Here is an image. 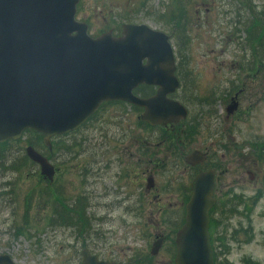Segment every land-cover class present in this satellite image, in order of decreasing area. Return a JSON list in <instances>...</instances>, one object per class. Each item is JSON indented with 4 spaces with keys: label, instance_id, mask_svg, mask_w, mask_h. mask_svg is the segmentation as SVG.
<instances>
[{
    "label": "rangeland",
    "instance_id": "1",
    "mask_svg": "<svg viewBox=\"0 0 264 264\" xmlns=\"http://www.w3.org/2000/svg\"><path fill=\"white\" fill-rule=\"evenodd\" d=\"M162 1L166 11L175 8L176 0H82L77 19L88 24V33L93 37L108 30L117 32L118 27L129 22L169 33L168 26L153 19ZM258 1L261 3L256 5V11L260 13L264 4ZM217 17L214 10L205 14L210 21ZM223 25L221 22V29ZM199 28L200 32L189 31V65L181 73L184 83L175 99L188 102L189 118L183 126L198 125V133L185 150L204 152L211 145L208 164H219L222 146L224 169L231 167L227 176L218 178L215 190L221 203L211 225V238L216 242L214 257L217 264H264V165L258 162L255 166L248 158L260 155L263 144L264 68L256 74L248 72L249 68L243 67L249 66L244 59L249 57L248 51L226 50L224 38L220 47L217 35ZM263 57L264 51L260 62ZM243 84L247 86L246 94L239 98L236 114L227 119L225 109L236 93L232 89L236 86L238 90ZM126 106L118 103L102 107V138L91 123L65 139L62 149L71 147L61 152L60 159L51 160L58 168V181L49 196L48 188L39 181L37 166L24 161L18 165L21 157H13L15 152L7 149L9 145L0 148V158L11 172L4 173L0 168V254L9 255L15 264H80L79 251L85 247L100 259L120 264H173L176 230L172 227L183 216L179 192H186L193 174L182 162L183 153L174 163L170 151L145 142L149 131L140 128V113ZM27 138L24 135L13 146L24 153L29 146ZM147 153L163 162L159 166L148 163L149 158L144 156ZM178 153L177 150V156ZM236 155L247 158V171L255 168L263 175L256 193L247 176L245 184L235 181ZM148 176L153 178V188L147 191ZM53 195L62 198L66 206L83 197L88 209L85 236L80 231L58 232L57 227H48ZM257 197L260 199L256 204ZM224 211L219 220L218 213ZM156 237H162L163 243L152 257L150 250Z\"/></svg>",
    "mask_w": 264,
    "mask_h": 264
},
{
    "label": "water",
    "instance_id": "2",
    "mask_svg": "<svg viewBox=\"0 0 264 264\" xmlns=\"http://www.w3.org/2000/svg\"><path fill=\"white\" fill-rule=\"evenodd\" d=\"M77 2L0 0V143L32 129L43 134L47 145L50 137L74 130L107 100L144 107L142 120L151 125L185 117L178 103L166 99L177 87L168 38L141 25L125 26L119 39L110 34L91 39L86 26L74 21ZM139 84L160 89L155 97L139 100L131 94ZM26 154L43 175L51 172L47 160L31 148ZM197 156L188 158L191 165L201 162ZM212 176L201 173L191 183L185 222L175 239V264H213L208 234ZM161 243H154L153 255ZM81 254L82 264H109L87 251ZM0 264H10L8 257L0 256Z\"/></svg>",
    "mask_w": 264,
    "mask_h": 264
},
{
    "label": "flooded vegetation",
    "instance_id": "3",
    "mask_svg": "<svg viewBox=\"0 0 264 264\" xmlns=\"http://www.w3.org/2000/svg\"><path fill=\"white\" fill-rule=\"evenodd\" d=\"M257 1L258 0H176L175 5H174L175 8L172 7L171 11H170V14H171L170 27L172 28L171 33L173 34V37L175 35V42H177V40H178V38L176 36V33H177L176 5L177 4L186 5L185 9L187 12L186 13L187 17L183 20V22L180 25L183 30L178 35V37L182 41V43H184L186 45H177L176 44L177 48L187 47L190 43L189 31L200 32L199 27H205V28H207L208 32L213 31L215 34L217 33L218 35H221L220 18L222 16L231 15V13H233L235 15V22L233 23V25L235 26V33L228 35L226 37V41L228 43L237 42L236 37H237L238 31L240 29L243 30V32L245 34V39H246L247 33L245 32V26L248 24V22H250V35H249L250 49H249V51L251 52V55H250L251 61H250L249 65H250V68L252 69V72H254L256 74L257 71L261 67L264 68V63L258 62L256 60L254 52H252V50L253 49L255 50V48H256V39H257V19L259 17V14L256 11L257 10V6H256ZM160 5H161L160 8L165 10V7H163L164 1L160 2ZM211 10L217 11V13H218L217 20L210 21L208 18H205V14L207 12H210ZM248 15H249V19H248ZM261 18L264 19L263 16H261ZM212 23H216V24H212ZM229 24H232V22H230ZM196 29H199V31ZM185 35L187 36V39L185 38ZM193 42H194V39L192 38V43ZM201 46H203V45H201ZM246 87H247L246 84H243V86L238 90H237L238 87H236V86L234 87L235 92H236L234 94V96L236 98L237 110H238V104H239L238 100H239V98H241L243 95L246 94V91H247ZM224 90H225V88H224ZM112 103L118 104L120 102H112ZM106 104H110V103L102 104L101 107L98 109V111L90 118L91 120L86 125H83L77 131H75L73 134L79 133L80 130H84L85 128L90 126V124L92 123L91 126L93 125L95 127L94 130L97 132L98 136H100V138H102V136H101L102 127H100V125L102 123H104L105 119L102 116H100L99 111ZM120 104H122V103H120ZM122 105L126 106V104H122ZM137 111H139L140 114L142 112V110H139V109H137ZM234 114H236V113H234ZM226 118H227V115H226ZM138 120L140 121L139 116H138ZM122 121H123V125H125L124 124V122H125L124 116L122 118ZM107 126H109V125H105V127H107ZM139 126L143 130L146 129L149 131L147 141H145V142L147 144L151 145L152 147L154 146V148H158V147L162 148L163 147L164 149L170 151L173 155L172 160L174 163H177V158L181 157L180 153L181 154L183 153L182 154V160H183L186 155H188L189 153H192L194 151V150H192L191 152H188L185 150V146L191 142L190 140H192L194 136L188 137L187 134H185L183 132L185 130V126H183L181 124L174 125V126H165V127L164 126L152 127V126H148L147 124L142 123L140 121ZM239 132L241 133L240 130H239ZM183 133L185 134L186 140L181 141V140H179V137ZM161 136L162 137H171V138L176 139V145H177L178 150H179L178 156H177V151L175 150L174 146H171V149H168L166 145H163V141L159 140ZM239 137L242 139L241 135ZM121 140L123 141L124 137ZM262 141H263V144L259 147L261 154L258 156L256 155L255 159L252 157V155H250L248 157L254 163L255 166L258 164V162H260L261 164L264 165V157H263V155H264V138L261 139V142ZM80 142H81V140H80ZM149 142H153L154 144H150ZM254 145L255 144H252L250 146L253 148ZM210 148H211V145H208L207 148L205 147L203 149L204 152H201L199 150H195V151H199V152L204 154V161L199 165H195V166H187L186 165V166L191 170V173L193 174V176L196 175L197 173L201 172V171L213 169L215 171V187H214V192H215V190L217 189L218 178L227 176L228 172L231 171V167L224 169L225 162H226V156H225V154L221 153L222 149L225 150V148L222 146H220V149H219V154H220L219 164H215L214 162H211L212 164H208L207 160H208V152H209ZM184 151H186V152L184 153ZM47 152H48V155L51 156L52 148L49 149ZM94 154H95V156L98 155L97 152H95ZM144 156L149 158L148 163L154 164L155 166H159V164L163 162V160H160V161L155 160V158H152L151 155H149L148 153L144 154ZM210 159H212V158H210ZM236 160H237L236 165H237L238 169L236 167L237 176H236L235 181L238 180L239 185L245 184L244 180L246 179V176H247L249 181L253 182V190H255L254 192L256 193L257 192L256 190H258V182L263 178V175L260 172H257L255 170V168L251 172L247 171V168H246L247 158L246 157L242 159V156L236 155ZM243 160H244V162H243ZM203 165H206V168L202 169L201 167ZM100 167H102V166H100ZM122 177L124 179V174H122ZM126 184H127L126 181L123 182V187H126ZM263 184H264V178H263ZM225 187L226 186L223 185L221 190L224 191ZM259 199H260V197H257L255 199L256 204L259 201ZM179 201L181 202V204L178 202L179 207H181V210L183 211L181 198H179ZM218 203L219 204L221 203L220 198L218 199Z\"/></svg>",
    "mask_w": 264,
    "mask_h": 264
},
{
    "label": "trees",
    "instance_id": "4",
    "mask_svg": "<svg viewBox=\"0 0 264 264\" xmlns=\"http://www.w3.org/2000/svg\"><path fill=\"white\" fill-rule=\"evenodd\" d=\"M259 28L262 29L261 27H259ZM263 39H264V29H262V31H260V32L257 33V39H256V41H257V43H259ZM26 141H27V143H31L33 145H39L40 138H38V137H29ZM24 160H25V158H24ZM214 260H215V264H217L216 263V258Z\"/></svg>",
    "mask_w": 264,
    "mask_h": 264
}]
</instances>
